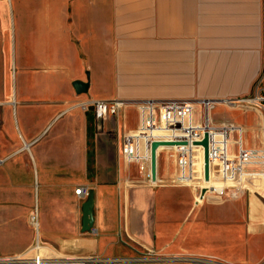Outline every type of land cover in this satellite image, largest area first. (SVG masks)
I'll list each match as a JSON object with an SVG mask.
<instances>
[{
  "label": "crops",
  "instance_id": "obj_1",
  "mask_svg": "<svg viewBox=\"0 0 264 264\" xmlns=\"http://www.w3.org/2000/svg\"><path fill=\"white\" fill-rule=\"evenodd\" d=\"M1 8L0 257L37 248L69 259L48 264H187L192 253L230 252L180 240L175 146L158 148L153 181L144 163L124 160L122 137L139 123L137 101L208 98L214 123L234 121L246 146L264 148L253 143L264 110L226 101L252 95L264 76V0H8ZM97 99L124 103L98 119L83 108ZM79 187L94 193L89 230ZM201 188L203 202L210 180ZM250 209V231L264 230ZM152 253L165 259L140 260Z\"/></svg>",
  "mask_w": 264,
  "mask_h": 264
},
{
  "label": "built area",
  "instance_id": "obj_2",
  "mask_svg": "<svg viewBox=\"0 0 264 264\" xmlns=\"http://www.w3.org/2000/svg\"><path fill=\"white\" fill-rule=\"evenodd\" d=\"M215 101L216 99L208 98H166L137 101L139 123L133 131L122 137L124 160L128 163H144L151 179L152 143L156 140L184 141V144L173 146L176 148L178 167L176 180L179 184L186 185L197 177V147L203 148L193 142L201 140L205 132H208L210 177L212 170L215 182L218 184L214 187L220 191L219 194L223 195L229 188L258 192L260 186L264 187V148L245 145L244 126L231 120L219 124L214 123L211 109ZM226 101L229 104L241 102L264 110V76L257 81L252 95L228 98ZM197 102H199L200 108H197ZM123 103L124 101L120 99H97L83 104V108L85 110L92 109L95 116L101 119L109 113H115ZM3 161V158L0 157V166ZM76 193L87 195L88 188L79 187L76 189ZM140 258L142 261L165 259L161 256L150 255ZM68 260L59 256L46 258L36 248V251L31 254L0 257V264H48L64 263ZM84 260L92 261L93 259ZM183 260L187 264H235L224 260H204L193 256H183Z\"/></svg>",
  "mask_w": 264,
  "mask_h": 264
},
{
  "label": "rangeland",
  "instance_id": "obj_3",
  "mask_svg": "<svg viewBox=\"0 0 264 264\" xmlns=\"http://www.w3.org/2000/svg\"><path fill=\"white\" fill-rule=\"evenodd\" d=\"M7 2L8 0L0 1V11ZM3 16L6 18L8 15L3 13ZM7 38L8 33H5L0 40L1 51H4L3 43ZM260 124L261 136L256 139L253 134L254 145L264 143V115L263 122L261 118ZM196 162H199L196 163L198 174L193 181L186 185L179 184L176 177L171 181L178 187L175 196H172L174 203L172 219L177 220L181 234L180 240L185 236L188 245L226 248L227 251H230L224 253L219 251L215 255L192 253L191 255L196 258L234 263L227 260L231 258L237 262L235 264H264V230L260 229L256 233L251 232L249 226L250 206H254L257 215L264 219V187L260 186L258 192L229 188L223 195H220V191L214 187L218 184L215 182L211 170L210 192L203 197V202H201L197 196L201 192V185L206 181L204 177L202 178L203 151L201 147H197ZM231 253L234 256H230ZM147 255L157 256L159 254Z\"/></svg>",
  "mask_w": 264,
  "mask_h": 264
},
{
  "label": "water",
  "instance_id": "obj_4",
  "mask_svg": "<svg viewBox=\"0 0 264 264\" xmlns=\"http://www.w3.org/2000/svg\"><path fill=\"white\" fill-rule=\"evenodd\" d=\"M74 86L78 92L87 91L89 83L81 80L74 81ZM184 141H160L156 140L152 143L151 148V179L153 181L157 180V158H158V148L161 145H175L184 144ZM196 145L203 146L204 149V180H210V151H209V133L205 132L204 137L201 140H195L193 142ZM204 188L201 192H204ZM93 206H94V193L93 189L88 190L87 199L83 205V230L91 229L93 225Z\"/></svg>",
  "mask_w": 264,
  "mask_h": 264
},
{
  "label": "bare ground",
  "instance_id": "obj_5",
  "mask_svg": "<svg viewBox=\"0 0 264 264\" xmlns=\"http://www.w3.org/2000/svg\"><path fill=\"white\" fill-rule=\"evenodd\" d=\"M173 146V145H172ZM202 151L204 152L203 148L201 147ZM196 163H199V162H196ZM208 183V182H207Z\"/></svg>",
  "mask_w": 264,
  "mask_h": 264
}]
</instances>
